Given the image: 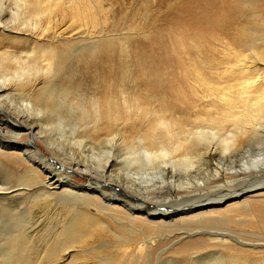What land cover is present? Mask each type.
<instances>
[{"label": "rangeland", "instance_id": "1", "mask_svg": "<svg viewBox=\"0 0 264 264\" xmlns=\"http://www.w3.org/2000/svg\"><path fill=\"white\" fill-rule=\"evenodd\" d=\"M15 1L0 0L1 25L8 26L0 30V70L16 69V60L43 71L13 87L11 104L3 99L0 106L14 116L24 110L23 96L41 105L42 114L34 115L38 108L29 111L49 135L46 144L36 140L40 154L73 181L86 185L90 176L106 195H114V186L128 187L125 191L137 199L166 208L225 190L228 177L204 173L198 184L168 179L162 188L146 190L137 180L143 167L133 158L143 156L153 132L167 144L190 145L197 132H213L208 139L217 154L227 134H242V144L233 149L235 169L227 171L232 176L242 161L262 150L264 142L250 138L264 112V0H20L21 10ZM17 8L23 19L16 23ZM31 79L40 91L30 88ZM57 114L64 127L56 125ZM73 123L77 147L70 139ZM16 138L24 148L30 136ZM2 152L7 169L0 168V176L14 186L25 183V165ZM22 153L12 154L29 157ZM107 158L110 166L103 173ZM70 162H78L82 172L62 169ZM255 170L240 171L245 175L239 187L264 183ZM98 194L71 204L37 193L0 202V264H264V215L251 203H264L262 185L211 212L175 221H150L132 198L138 208L129 216L125 207ZM36 202L47 212L43 208L41 219L29 224ZM35 221L41 224L36 227Z\"/></svg>", "mask_w": 264, "mask_h": 264}, {"label": "bare ground", "instance_id": "2", "mask_svg": "<svg viewBox=\"0 0 264 264\" xmlns=\"http://www.w3.org/2000/svg\"><path fill=\"white\" fill-rule=\"evenodd\" d=\"M15 2L21 10L20 0H16ZM3 15H4V13H3L2 9L0 8V30L5 31V29H7L8 26L7 25H1V18L3 17ZM12 16H13L12 18L15 19L14 21L16 23H17V21H20L21 19H23V16L20 13V11L18 10V8L15 10V12H13ZM53 57H54V54L52 56L48 55V60H49L48 64L49 65H51V60ZM14 61H15V63L18 64V67L16 69L5 70V71L0 70V102H2L3 99H8V103L11 104L9 97L12 96V94H11L13 91L12 88L16 87V86L18 88V86L20 87L21 84H24V85L27 84L25 82L28 79H30L31 75L36 76L37 74H41L43 71V70L42 71L39 70L38 69L39 67H36V65H31V66H25L24 65L23 66V63L20 64L16 60H14ZM0 69H2V61H0ZM36 87H37V84H36L35 80L31 79L30 88L35 89ZM40 90L41 89L36 88L37 92ZM28 96L29 95H27V97ZM27 97L25 98V96H23V98H25V99H23V98L20 99L24 103L23 104L24 110L17 111L15 113L16 115H14V116H11L8 113L9 112L8 109L4 108L3 106L2 107L0 106V134H6L12 138V139H9V138L5 137L6 140H2L4 136L1 137V135H0V153L5 155L2 152L4 150L7 152L8 155H10L7 157L19 159L25 165V170H24L25 174H23V176L27 179V181L25 183H19L18 185L16 184V186H14V185H12V183H10V182L8 183L7 180H5L2 176H0V202H2V201L8 202L14 198H19V199L20 198H26L25 196L27 194L29 195L30 193H37V195H39V196L43 195L42 197L50 198L52 200L53 199H58V200L64 199L67 203L71 199H84V198L87 199V195H89L91 192L97 191L99 193L98 195L103 197L105 199V201L110 202L111 204L112 203L114 204V202H116V203H118V205L125 207L129 211V213H127L129 216H131L130 213L133 215L134 212L137 211L136 209L138 208V207H135L132 205V202L130 200V198H132V199H136L137 202L141 204L142 207L141 206L140 207L143 208L142 212L150 221H155V219H157V218H159L161 220L170 219L172 221H175L181 215L198 213L196 215L199 216V215H203L205 212H211V210L213 208H215V206L221 207L220 205L225 204L229 200L239 199L243 196L244 191L250 190L252 188H256V187H258V185H262V187L264 188V183H258V181L256 184H250V185L246 184L247 186L241 185L242 187H239L241 184V179H243L241 177H243L245 175V174H243L245 171L242 174L240 173L241 170H247V169L253 168V169H256L254 171L255 177H258L260 175H262V177H264V152L262 151V150H264L263 149L264 146L262 147V150L256 149V152H258V153H256L254 151L256 154L253 153V156H252L253 158L251 157L249 160L247 158V161H242L241 166L239 167L240 169L236 170V172H238V173L235 172L237 174L236 176H232L227 172V171H231V170L235 169L234 165L233 166L231 165V163H233V161H231V160L233 159V157L235 155V150H233V149L235 147L239 146V144L241 143V142H239L240 141L239 138L243 137L242 134L240 135V133H239V135H237L238 134L237 133L236 135L233 134L230 136L227 134L226 135L227 137L220 141L221 152L219 154H217V148L216 147L213 148V145H212L213 141L211 142L208 139L209 138L208 136L210 134L212 136L213 132H210L209 134L205 131L197 132L195 135L196 138L194 139V145H190L188 142L181 143L178 140H176L175 143L167 144L165 142L166 140L165 141L163 139L160 140L159 138H161V136H159L155 132H153L149 138L150 139L149 143L147 144V146H145L143 151L140 153L143 156H141V157L139 156V159H138L135 157L136 156L135 155L134 156L135 158H133L134 161L139 162V166L143 167L142 170H140V171L138 170L140 172V175H137V176H140V178H138L137 180L141 183L142 186H144V188L146 190H149V189L158 190V189L162 188V185L164 183H166L168 181V179L173 181V182L177 181L178 183H180V185H184L186 183H192L191 179H195L196 181H194V182H197V184H198V182H200V180H203L200 178L201 177L200 175L204 174V173L208 177L212 176L213 178H221L222 179L223 176H224V178L227 176L228 181H226V183H223L224 187H227V189H225V190L223 189L217 193L212 192L213 194H211L210 192H209L210 194H202L199 197H197L195 199V201L190 200L186 203L174 204L173 206H169L166 208H162L165 204H163L162 207H158L159 205L157 207H155L153 204H151L147 201H143L141 199L142 197L140 199L139 198L137 199V197L135 195L133 196L132 193L125 191L128 187L124 190V188H125L124 186H123L124 188H118L117 186H114L111 189L114 192L113 193L114 195H109V194L106 195L105 191L102 188L97 190L94 187V186L100 187V184L93 183L92 179H91L92 177H90V176L85 177L84 176L86 178V180L89 182V184L84 185V184L77 183V182L73 181V179L70 178L69 173H67L61 169H57V168L53 167V165L50 166V164L48 163L49 160L45 159V157H46L45 153L43 155L40 154L36 140H42V143L46 144L49 135L47 136L46 130L45 129L43 130L40 127V120L37 117L35 118L31 114H29L30 113L29 111H32V109H34V108H38V109H36L37 111L34 114L35 116L42 114L41 110L39 109V107H41V105H39V106L33 105V102H31V99L29 100ZM16 105L19 106L18 103H16ZM55 105L53 106V108L56 107ZM23 107H22V109H23ZM58 108H60V106L55 109L56 112L59 110ZM69 110H72V109H69ZM92 110H93V108H92ZM25 111L28 113H25ZM75 111H76V109H75ZM70 113H72V115H74L73 110H72V112L70 111ZM82 113H85V112L82 111ZM252 115L253 114H251V116ZM55 118L57 121L56 125H59V127L60 126L64 127L66 125L65 122L63 120H61L59 114H57ZM254 124L256 125V123H254ZM250 125H251V123H250ZM255 125L252 127L251 132L254 130L253 132H254V134L256 133V136H255V138H250V139H256V140H253V141H255V143H257V142L262 143V142H264V112H263L262 116L260 117V123H258V125H257L259 128H256L257 126H255ZM247 128H249V126H247ZM70 130H71V133H70L71 134V137H70L71 143L75 144V145L76 144L80 145L81 144L80 141L78 139H76L77 134H78L77 133L78 130L76 129V123H73V126L72 125L70 126ZM258 132H260V133L262 132L263 136L258 135ZM206 133H207V135H206ZM24 134L29 135L30 139L27 141L28 143H27L26 147L20 148L19 145L16 144L15 138L20 137L21 135H24ZM245 134H246V132H245ZM38 135H40V137ZM68 139H69V137H68ZM169 139H171L170 136H169ZM249 141H251V140H249ZM76 147H77V145H76ZM240 147H239V150L245 148V147L244 148L241 147V149H240ZM236 149H238V148H236ZM23 150L27 151V153H29L28 158H23L20 155L12 154L13 152H15V153L21 152L22 153ZM245 150H246V148H245ZM69 151L73 152L71 155L75 154L74 149L70 148ZM137 154H139V153H137ZM257 154H259L260 157H258V158H261V160H258L256 158ZM133 155H134V153H133ZM240 158H241V156H240ZM73 160H75V159H73ZM72 163H74V164L72 165ZM108 163H109V158L105 159L104 162L102 163L103 165H101V166L103 168L100 166L103 169V173H105L107 168L110 166V164L108 166ZM53 164L56 165L55 163H53ZM68 165L69 166H67V167H64V166L62 167V165H61L60 168L62 167V169L64 168L65 170L74 171L75 173H79V172L81 173L82 172L81 167L79 166L78 162H70V163H68ZM224 166H225V168H224ZM5 167L7 169V166L3 162H1V160H0V168L1 169L3 168L2 170H4ZM6 169L4 171H6ZM0 175H1V173H0ZM20 177H22V176H20ZM21 179L22 178H20V180ZM206 179H204V180H206ZM253 179H250V180H253ZM137 180H135V181H137ZM255 180L256 179H254V181ZM20 182H22V181H20ZM101 183L105 184L106 182H101ZM140 183H139V185H140ZM105 185H107L109 187L112 186L111 184H105ZM90 186L92 188H90ZM120 186L122 187V185H120ZM91 190H93V191H91ZM42 197H41V199H42ZM44 201L45 200L42 199V201H41L42 204L43 203L45 204ZM47 201L48 200H46V203H47ZM235 201H237V200H233V202L227 203L225 206H230V205L234 204ZM38 202H40V201H38ZM70 202L71 201H69L68 204H71ZM72 202H73V200H72ZM73 203H76V202H73ZM251 203L253 204V208L256 209V211L260 214V216L264 215V203H259V201H255V200H253ZM36 204H37V202H36ZM42 204L41 205H40V203H38L37 205L34 204L32 206V207L36 206V207H34V209L31 207V210H33L34 212H31V211L29 212L30 213V216L28 219L29 224L30 223L32 224L34 222L35 217H36V220H39V218L42 215L41 213H42L43 208H45L44 210L47 212V209H46L47 207H45V205H43V207H42ZM6 205L10 206L9 204H6ZM46 206H47V204H46ZM107 206H109V205H107ZM112 207H114V206H112ZM72 208L75 209L74 206ZM46 212L43 215H46ZM76 216L79 217L80 215L77 214ZM78 219H81V218L74 219L72 222L78 223ZM35 223H36V227L38 224H41L40 221L39 222L35 221ZM34 224H33V226H35ZM29 228L32 229L33 228L32 225H29ZM31 229H30V231L32 232ZM31 232H29V233H31ZM26 235H29V234H26Z\"/></svg>", "mask_w": 264, "mask_h": 264}]
</instances>
